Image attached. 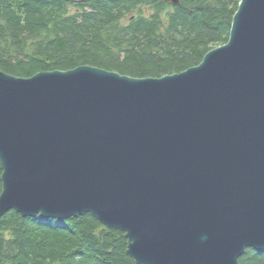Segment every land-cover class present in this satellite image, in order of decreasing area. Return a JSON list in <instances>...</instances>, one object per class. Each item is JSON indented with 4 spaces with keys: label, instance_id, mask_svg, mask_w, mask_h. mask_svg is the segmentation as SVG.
<instances>
[{
    "label": "water",
    "instance_id": "95a60500",
    "mask_svg": "<svg viewBox=\"0 0 264 264\" xmlns=\"http://www.w3.org/2000/svg\"><path fill=\"white\" fill-rule=\"evenodd\" d=\"M0 164V219L91 214L137 264L264 253V0H242L228 44L179 74L0 71Z\"/></svg>",
    "mask_w": 264,
    "mask_h": 264
},
{
    "label": "trees",
    "instance_id": "16d2710c",
    "mask_svg": "<svg viewBox=\"0 0 264 264\" xmlns=\"http://www.w3.org/2000/svg\"><path fill=\"white\" fill-rule=\"evenodd\" d=\"M0 0V71L29 79L90 66L135 79L179 74L229 42L242 0ZM0 164V196L3 191ZM93 215L0 219V264H137ZM240 264H264L248 248Z\"/></svg>",
    "mask_w": 264,
    "mask_h": 264
},
{
    "label": "flooded vegetation",
    "instance_id": "af4514ba",
    "mask_svg": "<svg viewBox=\"0 0 264 264\" xmlns=\"http://www.w3.org/2000/svg\"><path fill=\"white\" fill-rule=\"evenodd\" d=\"M164 1H167L168 3H171L169 0H164ZM172 4V3H171Z\"/></svg>",
    "mask_w": 264,
    "mask_h": 264
}]
</instances>
